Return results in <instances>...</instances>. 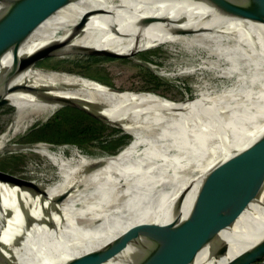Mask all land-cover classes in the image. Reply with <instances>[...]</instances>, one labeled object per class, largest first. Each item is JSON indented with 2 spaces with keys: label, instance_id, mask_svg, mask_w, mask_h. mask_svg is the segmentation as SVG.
Returning <instances> with one entry per match:
<instances>
[{
  "label": "bare ground",
  "instance_id": "obj_1",
  "mask_svg": "<svg viewBox=\"0 0 264 264\" xmlns=\"http://www.w3.org/2000/svg\"><path fill=\"white\" fill-rule=\"evenodd\" d=\"M193 1L208 13L221 14L211 0ZM223 1L248 7L241 0ZM11 6L0 4V26ZM235 20L239 23L221 31L217 25L207 28L194 23L160 0H64L31 34L20 54L56 44L133 56L164 45L176 57H195L208 50L209 59L201 62L206 66H184L180 68L183 73L200 75L206 68L209 74L215 71L221 81H227L237 63L242 69L253 66L248 79L241 81H258L264 76V33L249 20ZM224 38L236 40V49L227 48ZM8 58L9 54L0 57V81ZM242 61H247L244 66ZM22 82L28 83L25 91L8 96V105L15 112L0 135V151L44 115L75 102L107 115L113 125L135 135L116 156L91 157L75 146L67 155L63 147L52 151V147L41 145L37 151L45 164L33 168L38 178L31 185L12 183V189H7L32 212L18 222L27 245L35 250L52 249L61 262L86 264L103 253L124 256L142 249L151 237L154 246L164 244L191 215L206 180L220 176L223 181L239 169L241 160L248 163L264 154V86L253 102L246 99V91L245 99L241 93L234 104L228 93H203L174 104L154 93L115 94L96 80L38 67L16 83ZM154 116L157 120L145 134L140 128L142 120L147 118L150 123ZM165 116L170 118L166 127ZM235 143L240 146L234 147ZM249 155L253 158H247ZM178 172L186 176L173 177ZM232 197L240 201L243 196L236 191ZM38 202L43 204V214ZM156 223L164 224L165 230L154 231ZM113 242H118L117 246ZM87 253L95 256H82ZM132 264H145L144 254Z\"/></svg>",
  "mask_w": 264,
  "mask_h": 264
},
{
  "label": "water",
  "instance_id": "obj_2",
  "mask_svg": "<svg viewBox=\"0 0 264 264\" xmlns=\"http://www.w3.org/2000/svg\"><path fill=\"white\" fill-rule=\"evenodd\" d=\"M63 1L0 0V4H12L7 18L0 26V57L9 54L7 64L2 66L0 106L8 104L9 95H18L25 91L28 83H16L18 79L36 68L37 63L44 57L56 51L120 56L113 52L56 44L36 48L31 52L25 50L20 54L21 47L31 34L60 9ZM211 1L221 14L208 13L193 0H160L183 13L194 23L207 28H215L214 26L217 25L216 29L223 31L226 29L225 26L230 27L234 23H239L235 19H242L257 24L260 32L264 33V0H241L247 3V8L226 5L223 0ZM228 19V22L224 21ZM65 106L81 109L100 120L110 119L107 115L95 113L77 102ZM247 158L253 157L249 155ZM253 159L254 161L248 163L241 160L239 169L229 174L223 181H220L222 180L220 176L206 180L203 193L196 201L191 215L180 231L164 244L154 246V238L152 240L151 237L144 243L142 249L136 248L137 250L124 256L99 254L86 264H132L141 254L145 256V264L260 262L264 259V154ZM12 183L31 185L21 178L0 170V264H70L61 262L62 260L52 249L35 250L27 245L20 234L18 222L22 217L30 216L32 212L22 206L13 191L7 192L8 188L12 189ZM236 191L243 196L240 201H235L232 197ZM35 223L39 222L36 220ZM164 228V224L156 223L153 229L160 232ZM112 244L117 246L118 242ZM237 252H240L237 256L229 258ZM82 256L92 257L95 254L87 253Z\"/></svg>",
  "mask_w": 264,
  "mask_h": 264
},
{
  "label": "rangeland",
  "instance_id": "obj_3",
  "mask_svg": "<svg viewBox=\"0 0 264 264\" xmlns=\"http://www.w3.org/2000/svg\"><path fill=\"white\" fill-rule=\"evenodd\" d=\"M223 40L227 48L230 49L235 48L237 44V41L233 38H224ZM207 51L204 53L199 51L198 55L195 57H190L191 55L188 54H182L176 57L164 45L150 50L140 51L133 56L90 55L86 53L56 51L54 54L44 57L39 61L37 67L41 69L44 68V70L47 71L75 74L96 80L111 89L114 88L118 90L119 92L114 91L115 94H125L129 92L154 93L159 98L167 99L174 102V104H182L189 99L194 100L198 95L203 93H210V96L228 93L230 94V99L233 100H230L232 104L240 99L241 93L243 96L241 98L245 99L243 94L246 93V91V99L249 102H253L252 100L260 96V90L264 86V76H260L258 81H241L242 78L248 79L250 73L253 71V66H244L247 61L241 62V65L244 66L243 69L235 63L233 68L236 67V71L231 74V76L226 77L227 81H221L222 79H219L217 74H214L215 71L209 74L206 68H204V74L200 75L199 73L190 74L182 72L184 66H186L185 68H196L202 65L203 67L206 66V64L204 65L201 62L209 59L207 58L209 57ZM212 60L214 61V58L211 59V61ZM172 71L174 73H172ZM233 92L235 93L232 94ZM191 104L196 105V103ZM65 107L70 106H63L52 115H44L35 122L27 132L17 135L4 149H2L0 151V170L21 178L27 181V183H32L38 178V172L33 168L37 169L45 164L41 154L37 151L40 149L41 145L52 147V151L59 150V148L63 147L66 149L67 155H69L70 149H72L71 147L75 146L81 149L86 155L101 157L116 156L122 153L134 139L135 135L126 131L124 128L113 125L114 123H111L113 120L110 118L109 120H101L108 125L104 136L101 139L93 140L83 145L70 143L56 144L53 142L26 143L23 141L24 137L28 135L32 128L46 123L58 111ZM248 109L250 112L253 111L250 108ZM14 112V107L8 104L0 106V135L5 132L11 124ZM165 118L168 120V124L167 120H164V127L169 125L170 119L168 116H165ZM156 120L157 117L154 116L150 123H148L147 118H144L140 128L147 134V132H149L148 127L154 124ZM219 141L220 139L216 140L214 144H217ZM238 146H240L239 143L234 144V147ZM170 154L178 156L181 153H173L170 151ZM138 155L139 154L136 156ZM188 169L189 167L183 170V172ZM184 176L186 175H183L182 172H178V174H174L173 177L183 178ZM38 204L41 210L43 204L42 202H38ZM41 214H43V211H41ZM257 264H264V259Z\"/></svg>",
  "mask_w": 264,
  "mask_h": 264
},
{
  "label": "trees",
  "instance_id": "obj_4",
  "mask_svg": "<svg viewBox=\"0 0 264 264\" xmlns=\"http://www.w3.org/2000/svg\"><path fill=\"white\" fill-rule=\"evenodd\" d=\"M107 128L106 123L81 109L65 107L46 123L32 128L23 141L83 145L101 139Z\"/></svg>",
  "mask_w": 264,
  "mask_h": 264
}]
</instances>
